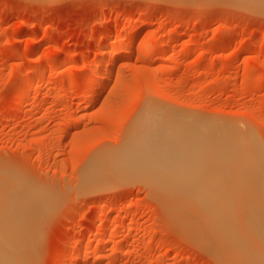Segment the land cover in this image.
I'll list each match as a JSON object with an SVG mask.
<instances>
[{"label":"rangeland","instance_id":"rangeland-1","mask_svg":"<svg viewBox=\"0 0 264 264\" xmlns=\"http://www.w3.org/2000/svg\"><path fill=\"white\" fill-rule=\"evenodd\" d=\"M250 5L0 0V186L34 200L13 222L34 233L28 242L19 233L23 262L79 264L86 253L85 264H235L225 242L158 183L104 172L155 114L165 124H217L257 149L227 202L264 263V8ZM92 69L105 79L84 74Z\"/></svg>","mask_w":264,"mask_h":264},{"label":"bare ground","instance_id":"bare-ground-1","mask_svg":"<svg viewBox=\"0 0 264 264\" xmlns=\"http://www.w3.org/2000/svg\"><path fill=\"white\" fill-rule=\"evenodd\" d=\"M246 2H248V4L251 3L252 5L250 6L255 5L256 7L259 6L262 9L264 8V0H246ZM119 39H116L114 42V49L123 46L122 40ZM262 45H264V43ZM261 48L264 47L262 46ZM69 57L70 56L64 58V64L70 61ZM112 57L113 56H111V58ZM96 66L98 67V65ZM91 67L94 68L95 65ZM95 69L88 70L84 74H88L87 76H90V78L93 77L94 82L97 83L102 80L103 76H100ZM87 85L89 88V84ZM90 85H93L92 81ZM85 87L80 94L84 95L88 93V88ZM177 121L165 124L163 121L156 119L155 114L144 115L138 125H136L137 127L131 134L132 136H130L129 140L124 144L125 146L122 145L121 147L123 148H120L121 150L112 154L111 160L109 159V161H106L105 167H103L104 172H114L120 175H128L129 177H136V175L143 176L158 183L167 192L177 198L182 208L184 207L190 210L201 223L211 229V233L215 237L225 242L223 250L227 256L234 260L235 264H264L256 252H251L250 249L247 248V238L245 237L246 240H244L245 233L241 230L240 217L234 209V206L229 205L227 202V195L231 191L230 188L234 186L237 181L235 180L237 175L246 176L250 174L248 167L250 164L252 168L253 163H256L254 159L257 160V154L254 153L257 152V149L255 148L256 150L253 153L252 150H254V148L245 144L246 148L247 145L250 147V150L247 149L248 151H245L244 142L246 139L243 135L231 129L221 128L216 123H213L216 125L211 129L208 123V125L205 123L196 124L192 120L191 122L183 120V117L181 121ZM211 126L213 125L211 124ZM250 140H247V142L250 143ZM251 143L253 144V140ZM246 152H249L251 155L253 153L252 159L247 158ZM250 154H248V156ZM259 155L260 154H258V156ZM249 161H251L252 164ZM103 177L104 176H102V178ZM16 186L17 184L15 187ZM17 187L19 188V186ZM16 188L14 189L13 186H10L5 190V188L0 186V264H24L25 262H23L22 256L25 251H23V254H20L22 250L19 252V246L20 244L22 245L20 241L22 240L21 236L23 234L27 235V242L28 240L32 241L30 238L34 237V235H30L34 234L33 231H29L28 235L26 234L28 232L24 233L25 230L22 231L21 227L18 232V223L13 225V222L16 221L15 219L18 220L19 216L23 215L21 212V215L17 216L15 211L20 210L25 212L28 209L27 206L30 205H28V202H30L28 199H32L30 198L31 191L26 193L25 190L21 195L19 193L20 191L18 192ZM18 195H20V197H18ZM4 197L8 199V203L1 205V200ZM24 197H27V203L26 200L23 199ZM23 200L26 205L23 204ZM32 201L34 200L32 199L31 202ZM16 216L17 218H15ZM26 216H28V214L25 215V218ZM22 218L23 217H20V219ZM25 218L24 222L26 224ZM31 220L34 221L33 219ZM10 221L11 223H9ZM22 221L23 220H20V226H22ZM35 222L36 221L31 223L35 224ZM17 224L18 226L16 227ZM35 226L36 225H34V227ZM22 228L26 229L25 226ZM30 229L31 226L28 230ZM20 232L22 233L20 236L21 239L19 237ZM19 241L20 243L17 244ZM88 243L90 242L88 241ZM100 246L101 245H98L96 248ZM26 247L24 246L25 249ZM75 251L77 252V250ZM75 251L74 253L71 252L72 254L69 256L70 261L76 256ZM79 253L80 251L77 252L78 256L80 255ZM82 255L81 257L79 256L80 259L77 258L79 259L77 260L79 264H85L89 259L86 253ZM100 259L102 258L98 255L94 258V261L97 262ZM25 261L27 263L26 259Z\"/></svg>","mask_w":264,"mask_h":264}]
</instances>
